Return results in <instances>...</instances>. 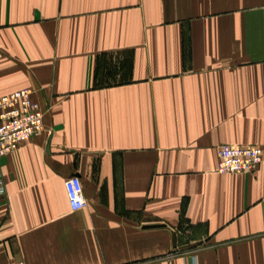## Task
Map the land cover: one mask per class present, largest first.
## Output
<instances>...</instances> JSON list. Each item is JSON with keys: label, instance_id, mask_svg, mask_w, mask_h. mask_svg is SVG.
I'll list each match as a JSON object with an SVG mask.
<instances>
[{"label": "crops", "instance_id": "crops-1", "mask_svg": "<svg viewBox=\"0 0 264 264\" xmlns=\"http://www.w3.org/2000/svg\"><path fill=\"white\" fill-rule=\"evenodd\" d=\"M22 89L44 123L0 157V264H264V163L217 170L264 146V0H0Z\"/></svg>", "mask_w": 264, "mask_h": 264}, {"label": "built area", "instance_id": "built-area-1", "mask_svg": "<svg viewBox=\"0 0 264 264\" xmlns=\"http://www.w3.org/2000/svg\"><path fill=\"white\" fill-rule=\"evenodd\" d=\"M44 123V110L30 89H22L0 97V157L14 152L38 135ZM264 163V146H224L219 151L217 170L220 174L251 173ZM68 201L73 211L86 206L82 179L65 181ZM6 194L0 166V197ZM24 264V263H15Z\"/></svg>", "mask_w": 264, "mask_h": 264}, {"label": "water", "instance_id": "water-1", "mask_svg": "<svg viewBox=\"0 0 264 264\" xmlns=\"http://www.w3.org/2000/svg\"><path fill=\"white\" fill-rule=\"evenodd\" d=\"M48 147H49V145H48Z\"/></svg>", "mask_w": 264, "mask_h": 264}]
</instances>
